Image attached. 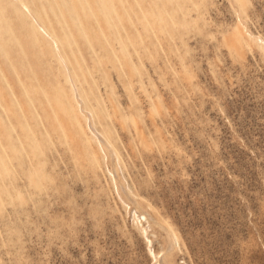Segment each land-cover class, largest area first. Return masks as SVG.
Listing matches in <instances>:
<instances>
[{"label": "rangeland", "instance_id": "1", "mask_svg": "<svg viewBox=\"0 0 264 264\" xmlns=\"http://www.w3.org/2000/svg\"><path fill=\"white\" fill-rule=\"evenodd\" d=\"M64 1L0 0V264H264V0Z\"/></svg>", "mask_w": 264, "mask_h": 264}, {"label": "bare ground", "instance_id": "2", "mask_svg": "<svg viewBox=\"0 0 264 264\" xmlns=\"http://www.w3.org/2000/svg\"><path fill=\"white\" fill-rule=\"evenodd\" d=\"M65 2H68V8H69V10L70 9H72V6H70V5H72V2L70 1V0H68V1H64L63 3H65ZM23 86V85H22ZM45 130V129H44Z\"/></svg>", "mask_w": 264, "mask_h": 264}]
</instances>
